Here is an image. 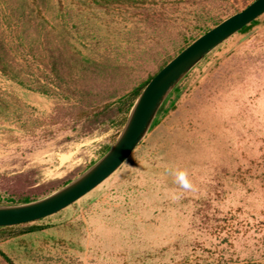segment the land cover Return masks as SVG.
<instances>
[{
    "label": "rangeland",
    "instance_id": "rangeland-1",
    "mask_svg": "<svg viewBox=\"0 0 264 264\" xmlns=\"http://www.w3.org/2000/svg\"><path fill=\"white\" fill-rule=\"evenodd\" d=\"M253 1L0 0V60L16 76L0 72V206L83 174L143 84ZM160 110L97 187L0 230L12 264H264V14L207 54ZM31 226L42 229L21 233Z\"/></svg>",
    "mask_w": 264,
    "mask_h": 264
},
{
    "label": "water",
    "instance_id": "water-1",
    "mask_svg": "<svg viewBox=\"0 0 264 264\" xmlns=\"http://www.w3.org/2000/svg\"><path fill=\"white\" fill-rule=\"evenodd\" d=\"M264 14V0H254L195 39L163 66L136 99L109 150L83 174L52 194L22 205L0 206V228L33 223L86 195L128 158L150 129L163 102L177 84L211 51Z\"/></svg>",
    "mask_w": 264,
    "mask_h": 264
},
{
    "label": "trees",
    "instance_id": "trees-1",
    "mask_svg": "<svg viewBox=\"0 0 264 264\" xmlns=\"http://www.w3.org/2000/svg\"><path fill=\"white\" fill-rule=\"evenodd\" d=\"M256 20H254L253 22H251L249 25L243 27L238 33L240 32H243L245 31L249 26L253 25L255 23ZM90 66L94 67L95 69H100V70H103V69H107L108 68V64L107 63H94V62H91L89 64ZM15 69H14V66L13 64H11L10 62H7V61H1L0 60V72L6 76H8L10 79H16V76H15ZM153 77V76H152ZM152 77L150 79H148L144 84L143 86L140 88V90L138 91L136 97L134 98L133 101H135L139 94L141 93V91L143 90V88L146 86V84L152 79ZM22 83V82H21ZM175 90V88L173 89V91ZM132 107V106H131ZM131 109V108H130ZM161 110H159L158 113H160ZM25 225V224H24ZM20 226V225H19ZM18 226H14V227H5V228H0V230H7V229H13V228H17ZM42 229L41 227H38V226H31L27 229H25L23 232H21L22 234L24 233H31V232H34V231H37V230H40ZM0 256L9 264H12L11 260L0 250Z\"/></svg>",
    "mask_w": 264,
    "mask_h": 264
},
{
    "label": "clouds",
    "instance_id": "clouds-1",
    "mask_svg": "<svg viewBox=\"0 0 264 264\" xmlns=\"http://www.w3.org/2000/svg\"><path fill=\"white\" fill-rule=\"evenodd\" d=\"M170 174L174 175L176 178V182L182 189L190 190L192 189L193 185L189 179V175L186 170L172 168L169 169Z\"/></svg>",
    "mask_w": 264,
    "mask_h": 264
}]
</instances>
